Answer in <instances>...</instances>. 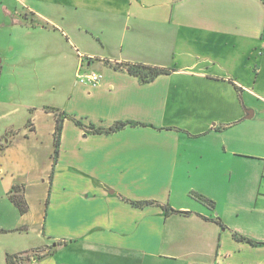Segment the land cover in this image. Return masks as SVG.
I'll return each mask as SVG.
<instances>
[{"label": "crops", "instance_id": "obj_1", "mask_svg": "<svg viewBox=\"0 0 264 264\" xmlns=\"http://www.w3.org/2000/svg\"><path fill=\"white\" fill-rule=\"evenodd\" d=\"M22 2L70 77L0 134V264H264V0Z\"/></svg>", "mask_w": 264, "mask_h": 264}, {"label": "rangeland", "instance_id": "obj_2", "mask_svg": "<svg viewBox=\"0 0 264 264\" xmlns=\"http://www.w3.org/2000/svg\"><path fill=\"white\" fill-rule=\"evenodd\" d=\"M32 27L22 0H0V110L8 112L0 116L2 135L7 127H26L27 117L37 113V108L46 105L47 110L57 112L56 106L67 98L70 72L60 63L62 52L43 43L36 45ZM54 79L58 82L52 84ZM50 245L56 251L61 249L56 240ZM59 258L64 259L62 252Z\"/></svg>", "mask_w": 264, "mask_h": 264}, {"label": "trees", "instance_id": "obj_3", "mask_svg": "<svg viewBox=\"0 0 264 264\" xmlns=\"http://www.w3.org/2000/svg\"><path fill=\"white\" fill-rule=\"evenodd\" d=\"M127 70L134 75H137L138 77L141 78L142 81L146 82V81H150L153 80L155 77H157L160 74H164L167 73V70L164 68H160L157 66H152V65H144V64H129L127 67ZM53 111V110H52ZM68 117H70L67 114ZM77 124H79L80 126H83L82 122L79 120H76ZM127 123L121 122L116 124L114 127L106 130V129H101V128H92L94 131L96 132H104V131H114L116 129H119L121 127H124ZM62 129H63V118L61 116H57V124H56V128H55V132H54V136H55V152H54V161L56 162L57 157H58V153H59V147L61 144V134H62ZM14 202L16 203L17 207L19 208V210L21 212H25L27 209L26 206V202L24 199L21 198L20 195L15 194L14 195ZM200 199L204 202H206L208 205H213V202L211 200H208L206 198H202L200 197ZM132 204H134L135 206H146V205H150V204H155V202L153 201H131ZM165 208V210L168 212L172 211V209H170L168 206H163ZM9 263L13 264L15 263L13 258H9Z\"/></svg>", "mask_w": 264, "mask_h": 264}, {"label": "built area", "instance_id": "obj_4", "mask_svg": "<svg viewBox=\"0 0 264 264\" xmlns=\"http://www.w3.org/2000/svg\"><path fill=\"white\" fill-rule=\"evenodd\" d=\"M78 78L82 83L96 86L100 83L102 79V74H99L97 72H86V73H80L78 75Z\"/></svg>", "mask_w": 264, "mask_h": 264}, {"label": "water", "instance_id": "obj_5", "mask_svg": "<svg viewBox=\"0 0 264 264\" xmlns=\"http://www.w3.org/2000/svg\"><path fill=\"white\" fill-rule=\"evenodd\" d=\"M247 111H249V110H247ZM251 117H252L251 114H248V115H247V118H251Z\"/></svg>", "mask_w": 264, "mask_h": 264}]
</instances>
